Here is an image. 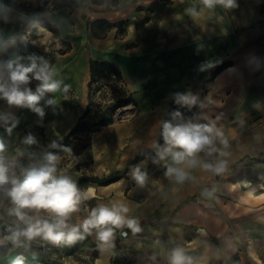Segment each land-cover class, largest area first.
<instances>
[{
	"label": "crops",
	"instance_id": "0c3cea01",
	"mask_svg": "<svg viewBox=\"0 0 264 264\" xmlns=\"http://www.w3.org/2000/svg\"><path fill=\"white\" fill-rule=\"evenodd\" d=\"M100 1L0 0V64L3 52L24 41L31 24L42 28L36 20L56 29L57 39L48 31L54 49L60 41L70 46L67 53L55 56L52 66L59 73L55 78L71 88L67 93L46 94L45 99L53 96L57 105L45 108L42 122L32 111L0 99V114L11 113L19 120L11 135L0 124L4 155L14 165L16 179L17 159L30 165L42 162L43 154L54 149L48 145L53 140L59 143L83 114L88 104L89 59L108 63L121 74L135 112L127 122H114L90 134L89 147L77 156L87 153L90 158L79 176L104 178L126 171L114 183L93 187L90 200L96 206H126V218H135L140 231L124 226L114 231L108 244H101L93 230L78 240L84 258L90 257L91 264H173L179 252L182 264H264V235L247 240L244 235L264 233V228L237 221L228 224L222 215L236 213L239 219L244 215L241 201L264 203V178L246 175L249 165L264 168V0H235L232 8L217 4L212 9L202 0H171L172 5L151 10L150 15L147 7L155 0H115L113 8L107 0ZM188 8H195L197 15L186 13ZM95 20L124 22L126 34L118 37L113 28L104 38H94L87 22ZM225 62L230 66L212 78ZM0 80H6L2 71ZM177 93L195 96L194 106L199 108V115L182 119L183 124L212 128L206 133L211 143L181 163L163 152L168 147L165 142L155 150L163 115ZM29 133L36 144L22 143ZM141 153L154 156L133 163ZM221 165L224 170L218 173ZM169 168L179 169L183 179L175 172L166 174ZM137 169L142 182L134 178ZM9 185L0 188V204L1 190ZM204 187L208 188L202 192ZM200 193L204 207L196 202L200 197L182 205ZM224 198L239 202L240 208L234 211ZM90 200L70 214L69 225H78L89 215ZM214 205L219 211L209 208ZM24 211L51 218L46 210ZM122 230L128 235L120 240Z\"/></svg>",
	"mask_w": 264,
	"mask_h": 264
},
{
	"label": "clouds",
	"instance_id": "9594fccd",
	"mask_svg": "<svg viewBox=\"0 0 264 264\" xmlns=\"http://www.w3.org/2000/svg\"><path fill=\"white\" fill-rule=\"evenodd\" d=\"M202 3L209 9L217 4L232 8L235 0H202ZM185 11L197 15L195 8H188ZM21 59L18 57L16 60L0 64V71L7 73V79L0 80V99L6 100L9 105L32 111L42 122L46 115L45 108L57 105L55 97L49 96L45 99L46 94L60 91L67 93L71 85L64 83L62 79H56L58 70L43 57H29L30 63L27 65L21 63ZM33 80L38 82L34 90L29 87ZM196 100L197 98L191 94H176L177 104L195 105ZM179 115L178 112L174 113V118ZM161 123L163 140L168 145L163 152L171 153L176 163L183 162L186 157H192L194 153L211 143L209 136L206 135L212 132L210 127L191 123L173 125L169 121ZM0 124L8 135H11L19 120L11 113H3L0 114ZM22 143L34 145L37 139L29 133L23 138ZM48 147L60 148L65 152L72 151L71 147L58 144L56 140H53ZM173 148H180L182 151L173 152ZM5 151L6 142L0 137V188L11 185L6 194L15 205L14 215L18 221L16 226L9 230L11 234L6 239L14 245L19 246L21 238L31 241L36 237H42L57 245L61 243L71 245L85 239L93 230H96L97 239L101 244H108L113 239L114 228L127 226L133 232L140 231L135 218H126L125 213L128 212V208L124 205L109 207L100 204L90 210L82 223L69 225L67 220L70 214L79 210L82 201L92 199L95 189L89 187L86 191H82L70 176L58 174L57 163L60 157L51 151L43 154L42 162L23 169V179L17 180L12 172L14 165L8 162L4 155ZM223 170V165L216 169L218 173ZM173 172L183 179L184 174L179 169L169 168L166 174ZM134 178L141 182L143 180V176L138 174V169ZM24 209L46 210L51 214V218L30 216ZM23 260L22 256H18L12 264H23ZM182 260V255L177 252L173 264H182Z\"/></svg>",
	"mask_w": 264,
	"mask_h": 264
},
{
	"label": "trees",
	"instance_id": "16d2710c",
	"mask_svg": "<svg viewBox=\"0 0 264 264\" xmlns=\"http://www.w3.org/2000/svg\"><path fill=\"white\" fill-rule=\"evenodd\" d=\"M28 3V1H25ZM39 26L49 31L55 39L59 37L56 29L51 26L48 22L43 20H36ZM124 22H118L115 24H110L104 20H95L92 22H87V27L90 30L92 36L94 38H104L106 34L113 28L117 29V36L124 37L126 34V30L124 27ZM63 49L59 51L54 50V45L51 44L48 47H44L43 49H38L37 47L29 44L28 42L18 41L14 44L10 45L2 54L1 56V64L6 63L9 60H16L18 57L22 58L21 63L25 65L30 63L29 57H43L44 60L48 61L50 65L54 63V59L56 55H63L70 50V46L62 41H60ZM45 51V52H44ZM39 62V61H38ZM230 66V62H225L217 67L215 72L212 74V78H214L218 73L222 70L226 69ZM89 71H90V79L88 82V97L90 101L86 106L83 114L79 117L78 121L74 125V127L69 131V133L58 143L61 145L71 147L72 151L70 156L75 157L80 155L82 151L89 147V136L91 133L99 131L101 128L106 127L114 123V114L116 109L121 107H126L128 105H134L133 101L130 98L118 100L115 104L106 108V111L100 113L99 111L93 112L91 110V95H92V85L96 81L106 82L109 79V76L114 74L117 78H121V74L119 71L108 63L103 62H96L93 61L91 58L89 59ZM4 73V77L7 79V73ZM37 81L33 80L29 87L34 88ZM190 106L177 104L176 101L170 103L169 110L163 115V121H169L173 123L174 120H182L192 117H197L199 115V108L195 107L194 105ZM179 113V116L174 118V113ZM75 140L78 141V145L75 144ZM164 143L163 136H162V127H161V137L159 143L155 146V150H159L162 144ZM51 152L56 153L57 155L63 154L60 148H54ZM153 154L149 153H141L139 154L133 161L136 163L141 158L145 157H153ZM30 164L25 159L19 158L15 163L16 173L18 175L17 180L23 179V169L29 167ZM125 172H117L115 174L109 175L108 177L99 178L96 176L82 174L77 177L76 181L78 187L85 191L87 188L94 186H107L111 183H114L121 178L124 177ZM213 190L217 189V185H214ZM11 185L5 187L1 190V198L4 202V207L0 210L1 213H4L6 209L12 205L10 198L7 196L6 191L9 189ZM208 187H204L202 192L206 190ZM201 196L199 195L193 196L188 198L182 205L195 202L197 198ZM86 205L91 210L93 207H96L94 201L90 200L86 202ZM120 228H114L113 230H119ZM213 242H216L213 239Z\"/></svg>",
	"mask_w": 264,
	"mask_h": 264
},
{
	"label": "rangeland",
	"instance_id": "374dc122",
	"mask_svg": "<svg viewBox=\"0 0 264 264\" xmlns=\"http://www.w3.org/2000/svg\"><path fill=\"white\" fill-rule=\"evenodd\" d=\"M103 1L104 0H101L100 2L103 3ZM107 3H109V5H112V7L115 6V0H107ZM168 5H172L171 0H155L147 7V13L151 14L154 9ZM123 28L125 29V24ZM24 42H28L29 44L37 47L38 49H43L44 47H48L49 45H51L50 35L43 42L40 40L32 39L29 35L25 37ZM61 49H63V46L59 45L55 46L54 50L59 51ZM101 97L103 98L100 99L97 105L98 107L99 105H101L100 107L102 108H109L118 100L130 98L128 94L120 93L116 90H109L108 94H103ZM89 101L90 98L88 97V103ZM102 102H106V105H104ZM134 107L135 106H130V109L128 110L121 108L118 109L113 116L114 122L123 123L130 120L133 112H135ZM106 108L104 111H106ZM91 110H94V105L92 103ZM104 111L99 110L100 113H103ZM173 124H183V120H176V122L173 121ZM74 143L77 145L79 144L77 141H75ZM70 154L71 152L64 151L63 154L58 155L60 159L57 163V170L58 174L60 171H62L64 174L70 176L74 181H76L77 177L80 174V167H82L83 165H88L90 158L87 156L89 155L87 153L80 157H72L70 156ZM254 166V164L249 165V169L246 170V175H249V177L253 175L255 179L257 178V180L263 179L264 168L261 166ZM216 185L218 189L219 185ZM246 186L249 187L248 184L245 185V188ZM262 186L264 187V184ZM92 187L96 186L93 185ZM242 190L245 191V189ZM224 199L225 203L229 204L230 208H233L234 211L238 207L240 208L242 204L244 207V215L241 216L239 214V216H241L239 219L238 217H234L236 216V213L226 212V215L222 214L223 220L226 221V223L235 224L237 221V224L244 225L245 227L257 226L261 227V229L264 228V203H252L249 200H245L241 201L243 203H240V205L239 202L234 201L232 199ZM1 201L2 202L0 204V210L4 207V202L3 200ZM196 202L198 204H201L202 207H204L205 205V199L203 197H200ZM209 208H212L213 211H219V209L215 205L214 207ZM14 209L15 205L12 203V205L9 206L6 211H4V213L0 212V264H12V261L15 260L18 256H22L24 258L23 264H91L90 257L84 258V255H82V251L84 249H82V244L79 241H76L74 244L71 245L67 243H61L57 245L51 243L50 241L44 240L42 237H36L31 241L21 238V244L19 246L14 245L10 240L6 239V237L11 234L9 230L13 229L18 223L14 215ZM236 218L237 220H234ZM244 235H246L247 238L245 240H247L249 239V237H253L256 235H264V233H246ZM61 253L65 256V261H61Z\"/></svg>",
	"mask_w": 264,
	"mask_h": 264
},
{
	"label": "built area",
	"instance_id": "2783aa9c",
	"mask_svg": "<svg viewBox=\"0 0 264 264\" xmlns=\"http://www.w3.org/2000/svg\"><path fill=\"white\" fill-rule=\"evenodd\" d=\"M23 7L24 8H28L29 7V4L27 2H23ZM110 8H113L112 5H110ZM29 30L27 29L23 35V39H25L26 35L28 36L29 34ZM109 90H116L120 93H126L128 94V90L126 88V85L124 83V81L122 80V77L121 78H117L114 74L110 75L109 76V79L106 81V82H102V81H96L93 83L92 85V95H91V103L94 105V110L93 112H96V111H104L106 107L102 108L100 107L101 105H99L98 107V102L100 101L101 97L103 94H108ZM104 105H106L105 103L106 102H102ZM130 106H133L132 104L131 105H128L126 107H121V109H130L129 107ZM120 109V108H118ZM116 109V111L118 110ZM115 111V112H116ZM125 111V110H124ZM174 125V124H173ZM127 232L125 230H122L118 233V237L120 238V240L122 239H125L127 237ZM120 252V250H118Z\"/></svg>",
	"mask_w": 264,
	"mask_h": 264
},
{
	"label": "bare ground",
	"instance_id": "6f19581e",
	"mask_svg": "<svg viewBox=\"0 0 264 264\" xmlns=\"http://www.w3.org/2000/svg\"><path fill=\"white\" fill-rule=\"evenodd\" d=\"M34 27V25H31L29 28H28V30H30L31 28H33ZM36 37L34 38V39H36V40H40V41H45L47 38H48V36H49V32L47 31V30H45V29H43V28H37L36 27ZM27 36V35H26ZM29 36V35H28ZM93 188V187H92ZM88 189V188H87ZM86 189V190H87ZM85 190V191H86Z\"/></svg>",
	"mask_w": 264,
	"mask_h": 264
},
{
	"label": "water",
	"instance_id": "95a60500",
	"mask_svg": "<svg viewBox=\"0 0 264 264\" xmlns=\"http://www.w3.org/2000/svg\"><path fill=\"white\" fill-rule=\"evenodd\" d=\"M47 2H48V0H44V3H47ZM31 25H34V27L29 30L28 34L30 35V38L34 39L36 37L35 33H36L37 25H35V24H31Z\"/></svg>",
	"mask_w": 264,
	"mask_h": 264
}]
</instances>
